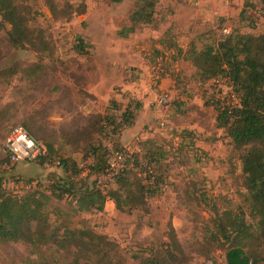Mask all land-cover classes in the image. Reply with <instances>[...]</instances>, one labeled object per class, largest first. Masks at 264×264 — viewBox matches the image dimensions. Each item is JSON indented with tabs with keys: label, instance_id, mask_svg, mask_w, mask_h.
Masks as SVG:
<instances>
[{
	"label": "rangeland",
	"instance_id": "374dc122",
	"mask_svg": "<svg viewBox=\"0 0 264 264\" xmlns=\"http://www.w3.org/2000/svg\"><path fill=\"white\" fill-rule=\"evenodd\" d=\"M50 1L63 15H52ZM20 3L27 8L29 27L34 35L41 33L48 49L13 45L9 24L0 25V188L18 196L40 192L48 222L106 235L117 245L114 259L122 264H144L152 257L160 264H225L216 224L225 225V212L239 208L252 223L239 150L214 125L212 101L231 105L233 99L224 95L225 85L203 81L183 57L191 46L215 47L223 26L231 36L263 34L264 0H157L151 23L133 31L129 15L136 0ZM80 42L84 53L76 50ZM160 94L169 99L163 125L158 124L161 112L153 108ZM135 100L143 106L133 124L123 127L135 129L121 140L117 135L116 145L139 150L136 167L142 153L152 155L159 183L133 199L125 198V187L112 186L106 194L117 190L120 210L107 197L101 210H78L77 193L94 186V163L108 158L101 116L120 118L129 105L130 118ZM16 124L25 126L48 155L7 172L1 168L7 160L1 141ZM94 146L100 147L96 155L90 151ZM56 160H69L78 172H65ZM65 188L70 196H60ZM41 248L55 260L61 257L53 243ZM263 250L257 240L249 241L247 251L258 257L256 264H264ZM31 260L36 255L30 245L0 242V264Z\"/></svg>",
	"mask_w": 264,
	"mask_h": 264
},
{
	"label": "trees",
	"instance_id": "16d2710c",
	"mask_svg": "<svg viewBox=\"0 0 264 264\" xmlns=\"http://www.w3.org/2000/svg\"><path fill=\"white\" fill-rule=\"evenodd\" d=\"M156 2L157 0H136L135 9L129 15L130 31L138 24L151 23ZM25 8L20 0H0V25L2 22L9 24L8 35L13 45H28L36 50L46 51L48 45L41 33L34 35L28 25ZM49 9L53 16L63 15L57 12L52 1ZM39 43L42 46H39ZM76 50L79 53L85 52L82 42L76 45ZM186 51L187 55L183 59L191 62L203 81L219 75L225 76L232 82L237 93V106H230L218 99L212 101L215 110L214 125L223 128L233 147L239 150L238 158L247 190L244 202L252 223L245 221L244 211L239 208L233 214L225 212L227 223L224 225L218 222L215 227L224 238L220 245L225 250V264H256L258 257L249 253L247 246L250 240H257L264 245V33L256 36L239 33L231 36L229 33L221 38L215 47L205 46L197 49L191 46ZM141 105L139 100H135L132 118L128 116L129 105H126L120 118L109 114L101 116L102 134L110 129L119 136L124 126L133 124L136 111ZM116 144L115 141V147L118 148ZM99 148L94 146L90 151L96 155ZM142 154L155 164L157 173L156 159L146 152ZM47 155L45 148L38 162L46 160ZM137 158L134 154L135 163ZM2 162L0 160V164ZM60 163L65 172L77 169V165L69 160H61ZM103 166V163L96 160L93 173ZM74 172L76 173V170ZM71 173L74 175L72 171ZM158 183V175L155 185L150 186L141 174L129 169L116 179L113 186L116 185L118 189L125 187V198L133 199L136 193L140 197L144 192L152 191ZM132 185L135 186L134 190L129 189ZM114 191L110 196L94 187L79 191L75 199L78 203L77 209L101 210L107 197L113 198L116 208L120 210V195ZM39 193L33 190L24 196H18L0 188V242L22 241L30 245L36 255V260H31V264H122L114 259L117 245L106 235L95 233L88 228H70L65 221L59 225L48 222L49 212L42 210L44 201L39 199V195L43 198L45 196ZM59 194L70 196V188L61 190ZM62 215L58 214V217ZM48 243H53L54 251L61 253L59 259L55 260L54 253L42 252L41 246ZM143 262L160 264L157 258L153 257L146 258Z\"/></svg>",
	"mask_w": 264,
	"mask_h": 264
},
{
	"label": "built area",
	"instance_id": "2783aa9c",
	"mask_svg": "<svg viewBox=\"0 0 264 264\" xmlns=\"http://www.w3.org/2000/svg\"><path fill=\"white\" fill-rule=\"evenodd\" d=\"M230 33L228 26H223L220 34L224 37ZM222 37V38H223ZM215 85L222 88L226 87L224 95H230L233 99L230 106H237L238 100L235 99L232 82L225 76L219 75L211 79ZM222 90V89H221ZM169 106V99L166 94H160L153 103V108L157 112H161L159 116V125H163V118ZM118 134L108 129L104 133V141L102 147L107 151L108 158L100 170L95 174L93 187L101 193L106 192L114 184L116 179L125 171L131 169L137 171L144 177V181L154 186L156 183V173L154 164L148 158H143L138 167L135 166L134 153L136 150H130L129 147H115V139ZM2 151L7 159L1 168L7 172L17 163L36 162L45 152V146L34 139L25 126L16 124L10 128L1 141ZM59 164V160L55 161ZM44 166H48L47 161L42 162Z\"/></svg>",
	"mask_w": 264,
	"mask_h": 264
},
{
	"label": "crops",
	"instance_id": "0c3cea01",
	"mask_svg": "<svg viewBox=\"0 0 264 264\" xmlns=\"http://www.w3.org/2000/svg\"><path fill=\"white\" fill-rule=\"evenodd\" d=\"M142 104V103H141ZM142 106L143 105H141V107L138 109V110H140L141 108H142ZM27 129V128H26ZM135 129V128H134ZM134 129L133 128H126V129H124V130H122L121 131V134H120V140L123 138V136H124V134L125 133H128V132H132V131H134ZM125 131H127V132H125ZM29 132V131H28ZM125 132V133H124ZM41 143V142H40ZM46 148V147H45ZM21 163H32V162H21Z\"/></svg>",
	"mask_w": 264,
	"mask_h": 264
}]
</instances>
